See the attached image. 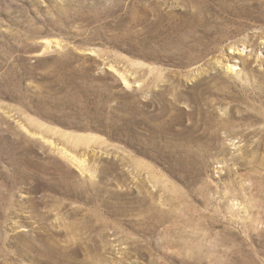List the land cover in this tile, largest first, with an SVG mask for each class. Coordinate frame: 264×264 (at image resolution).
Masks as SVG:
<instances>
[{"label":"rangeland","instance_id":"1","mask_svg":"<svg viewBox=\"0 0 264 264\" xmlns=\"http://www.w3.org/2000/svg\"><path fill=\"white\" fill-rule=\"evenodd\" d=\"M223 5L180 67L137 0H0V264H264V5ZM174 72L213 116L167 122Z\"/></svg>","mask_w":264,"mask_h":264},{"label":"bare ground","instance_id":"2","mask_svg":"<svg viewBox=\"0 0 264 264\" xmlns=\"http://www.w3.org/2000/svg\"><path fill=\"white\" fill-rule=\"evenodd\" d=\"M219 1L220 0H137L135 12L136 22L139 26H142L141 31L147 35V39L153 44L152 48L155 52L154 56L140 54L145 57H161L165 61H171L180 65V67H193L204 61L213 53V50L211 51L206 47V40L219 29V18L223 15H229V12L226 10L224 11V5L222 6L224 0H221L220 3ZM234 1L238 2V0ZM257 1L261 5H264V0ZM226 59L228 63L224 66L227 67L228 72H233V68L236 65L230 66L232 58L229 57ZM243 64L245 66H252L251 62L248 60H245ZM201 72L203 75L207 73L203 68ZM184 75L181 73H172V81L170 79L165 86L164 95H168L170 98L167 101L168 103H166V107H162L164 118L169 122L170 120L176 119L177 116H181L182 111H184L190 119H198L199 121L213 116V112L210 111L211 103L209 104L205 96L202 94H200V96L196 95L197 100L194 102L191 97L186 96L187 93H190V90L187 87L183 89V85H180V83L183 82L182 79ZM193 75L192 71L186 73V77L190 79ZM124 81L128 83L125 78ZM194 87L195 86H193L192 90L195 92L196 88ZM206 89L209 88L207 87ZM184 101L188 103L193 102L191 105L188 104L190 106L189 111L184 110L180 106ZM140 112L141 110H139L138 113L139 118ZM185 128L199 132L200 129H210V126L207 122H203V124L192 123ZM211 128H213V126H211Z\"/></svg>","mask_w":264,"mask_h":264}]
</instances>
